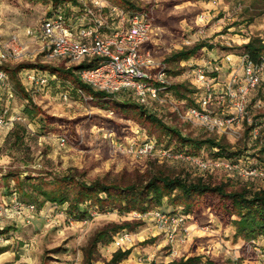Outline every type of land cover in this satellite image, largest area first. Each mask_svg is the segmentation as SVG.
Instances as JSON below:
<instances>
[{
	"label": "rangeland",
	"instance_id": "1",
	"mask_svg": "<svg viewBox=\"0 0 264 264\" xmlns=\"http://www.w3.org/2000/svg\"><path fill=\"white\" fill-rule=\"evenodd\" d=\"M3 1L11 7L8 14L18 15L30 26H36L50 7L46 0ZM127 1L136 12L144 13L152 25V42L146 49L155 63L167 69L168 88L157 102L144 106L147 115L133 117L118 113L113 103L124 104L123 101L132 100L131 95L119 93L113 98H100L85 94L67 75L65 70L70 67L64 62L49 61L39 52L35 59L21 63L37 64V75L52 82L44 87L31 86L27 93L35 108L33 113L38 112L35 117L26 114L25 109L32 107L18 93L14 82L9 80L8 87L2 88L5 95L0 97V116L13 121L0 128V209L8 210L0 221V228L4 229L0 248H8L0 255V264H85L88 257L94 264H107L118 249L113 243L93 247L95 238L103 232L112 241L120 232L130 234L131 243L119 249L130 252L121 264H170L189 257H200L202 264H264V238L252 242L236 238L229 219L215 208L216 198L189 215L188 238L183 243L177 239L171 243L156 223L134 213L88 205L85 218H79L69 213L68 205L39 206L43 198L36 188L52 190L64 178L70 183L99 181L105 185L143 187L160 176L224 185L227 192L264 190L262 176L242 178L219 169L201 171L186 162L139 154L147 143L172 150L190 149L167 132L169 129L185 139L217 142L228 155H238L235 158L243 166H264V75L257 90L246 99L244 115L238 116L236 108L243 46L251 40L264 45V0ZM199 44L207 47L196 56L171 61V56ZM216 66L218 72L213 71ZM53 69L59 75L51 76ZM198 69L205 70L209 79L212 97L207 112L218 118L236 117L232 127L208 129L188 119L183 104L199 107L205 93L195 81ZM234 71L238 73L236 83L231 81ZM148 115L167 129L160 130L145 119ZM216 151L203 146L200 156L211 158ZM13 191L35 210L12 214L9 201L3 198ZM29 194L31 199L27 198ZM154 210L181 212L167 200L148 212Z\"/></svg>",
	"mask_w": 264,
	"mask_h": 264
},
{
	"label": "built area",
	"instance_id": "2",
	"mask_svg": "<svg viewBox=\"0 0 264 264\" xmlns=\"http://www.w3.org/2000/svg\"><path fill=\"white\" fill-rule=\"evenodd\" d=\"M78 4L80 10H72L77 15L75 17L71 14L68 16L63 5L50 6L36 29L27 32L29 37L39 43L40 54L49 61L64 62L67 67L92 64L78 71L77 76L83 84L95 91L109 95L128 93L142 106L157 102L168 88L167 69L155 63L147 52L146 48L152 42V25L148 17L144 13L128 12L100 0H78ZM15 43L16 38H13L10 43L1 45L0 61L14 55L10 45ZM240 64L238 69L242 70V80L237 90L240 99L236 108L238 116H243L246 99L257 90L264 75V55L258 62L242 55ZM213 71L218 72L219 68L216 66ZM237 74V71L232 73V83L238 80ZM26 78L31 86L44 87L49 83L46 76H38L36 71H28ZM195 78L196 84L205 93L199 100V107H187L183 104L188 119L197 121L208 129L232 127L236 117L218 118L207 112L212 95L206 71L198 69ZM8 81L6 72L0 70L2 88L8 87ZM12 121L1 115L0 128L8 126ZM61 143L64 144L65 140ZM139 154H154L163 160L186 162L201 171L219 169L228 175L242 178L264 177L262 167L243 166L238 159L192 156L152 143H147ZM8 208L12 214L17 215L35 210V206L22 202L16 194L12 195ZM7 212V209H0V221ZM134 214L141 219H151L160 231L166 233L171 243L176 239L183 243L188 238L186 225L189 215L157 210ZM112 243L119 250L131 243V236L127 232H120L114 236Z\"/></svg>",
	"mask_w": 264,
	"mask_h": 264
},
{
	"label": "trees",
	"instance_id": "3",
	"mask_svg": "<svg viewBox=\"0 0 264 264\" xmlns=\"http://www.w3.org/2000/svg\"><path fill=\"white\" fill-rule=\"evenodd\" d=\"M50 6L63 5L66 9V13L74 17L72 10H80L78 0H46ZM113 5H120L119 8L125 11H135L134 6L127 0H106ZM49 8V7H48ZM76 14V13H75ZM207 47L204 44H199L192 49L183 50L175 55L171 56V61H185L196 56V54L203 48ZM211 49V46H208ZM242 55L248 56L252 61L258 62L261 56L264 55V45L258 40H251L243 46ZM92 64H82L79 66H71L66 69L67 75L71 76V79L77 86V90L84 92L92 97L100 98H113V95L106 94L104 92L95 91L91 87L83 84L77 76L78 71L86 67H90ZM37 64H18L13 70L9 71L10 77L14 82L15 88L18 93L27 100L31 110L25 109L28 116H37V113H33L35 108L33 106L31 98L27 95L24 88L17 77V73L21 70H34L38 72ZM59 71L53 69L51 76H56ZM168 73V71H167ZM59 75V74H58ZM52 82V80H49ZM193 93V92H191ZM130 97V96H129ZM131 98V97H130ZM132 100H126L122 103H114L116 111L120 114L130 115L133 117H143L147 115L144 106L139 105L134 98ZM152 124L158 125L160 130H164L161 122L153 118L151 115L146 116ZM169 133L178 137L183 146H190V149H173L175 152H186L192 156H200V150L203 146H208L213 153L211 158H226L236 159V154H229L227 150L219 143L212 140L205 141H193L182 138L180 134L174 130H169ZM264 169V166H262ZM57 187L52 190H44L41 187H37V193L43 198L39 206L43 204L51 203L54 205L64 206L68 205L69 213L77 215L79 218H85L88 213L87 206H95L101 210L105 208L118 209L124 214H133L134 212L146 213L153 207H159L162 202L167 200L171 206L179 207L180 211L184 215H194L198 210H202L205 206H208L212 198L218 199L215 208L219 209L224 216L229 219V224L235 229V237L241 238L246 242L255 241L258 237L264 238V190L259 192H227L224 185H209L204 184L201 181L196 183H188L186 180L180 178L169 177H154L145 186H127L121 187L117 185H105L99 181L92 183H70L65 178L58 181ZM16 192H12V195ZM27 198L31 199L29 194ZM36 200V199H34ZM213 203V202H211ZM174 213V212H172ZM120 228L114 230L117 233ZM4 229L0 230L3 234ZM110 244L112 243V237H109L106 232L98 234L94 240L93 247L98 244ZM8 252V248H0V255ZM130 255L129 251L122 252L118 250L112 256V259L107 264H121ZM85 264H94L90 257L86 259ZM170 264H202L200 257H189L186 260H175Z\"/></svg>",
	"mask_w": 264,
	"mask_h": 264
},
{
	"label": "crops",
	"instance_id": "4",
	"mask_svg": "<svg viewBox=\"0 0 264 264\" xmlns=\"http://www.w3.org/2000/svg\"><path fill=\"white\" fill-rule=\"evenodd\" d=\"M8 12H11V7L8 6V4H6L3 0H0V53L2 52L1 45L8 44L13 38H16V43L10 45L12 51L14 52V55L9 57L7 60L0 61V70L6 72L9 77L10 83L13 84V80L10 77L9 71L13 70L18 64H21L24 61L33 60L37 56H39L38 54L40 45L38 42L34 41L27 35V32L29 30L36 29V26H38V24L36 26H30L28 25V22L26 20H21L18 15L16 16L14 14H8ZM38 13L39 15H41L40 12ZM27 73V70H21L19 73H17V77L21 83V86L24 88L26 93H28L29 90L32 89L30 82L26 78ZM3 90L4 89H2V86L0 85V97H3L5 95ZM1 100L2 99L0 98V101ZM11 198L12 195L8 198H3V200L8 202L11 200Z\"/></svg>",
	"mask_w": 264,
	"mask_h": 264
}]
</instances>
